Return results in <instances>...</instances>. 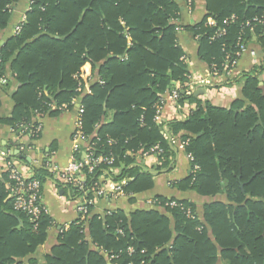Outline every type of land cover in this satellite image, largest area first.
Wrapping results in <instances>:
<instances>
[{
    "label": "trees",
    "instance_id": "trees-1",
    "mask_svg": "<svg viewBox=\"0 0 264 264\" xmlns=\"http://www.w3.org/2000/svg\"><path fill=\"white\" fill-rule=\"evenodd\" d=\"M18 1L0 0V38ZM27 1L34 3L21 32L0 45V81L20 84L12 95V114L0 117V123L25 135L36 111L62 112L50 110L51 102L67 103L71 110L72 99H80L90 143L98 155L114 154L112 166L125 164L116 180H127L125 190L134 200L153 187V175L135 166L126 151H148L159 144L160 156L169 159L166 131L155 119L161 94L174 89L176 81L181 84L179 104L195 103L184 120L170 126L171 137L187 132L180 138L193 157L190 175L176 184L204 197H225L203 204L202 216L192 201L156 196L153 206L135 211L131 219L117 212L92 217L88 224L94 241L113 253L121 251L120 264H264V83L259 79L264 64L245 76L241 98L230 108L218 107L185 93L190 69L174 23L181 11L176 0ZM263 5L264 0H206L207 15L185 27L197 37L200 59L223 69L227 52L235 57L239 38L248 46L256 37L264 49V25L243 27L264 12ZM233 14L239 19L226 26V35L213 39ZM211 16L216 25L209 24ZM87 61L95 70L90 94L77 90L75 77ZM110 110L114 117L105 122ZM108 167L85 171V188H92L100 169ZM49 175L46 168L35 173L42 183ZM7 180L8 169L0 178V264H25L16 257H27L47 242L51 218L43 216L35 230L25 214L14 210ZM84 227L73 225L59 238L50 264H108L100 252L89 250ZM131 246L136 252L130 256ZM28 264L39 262L31 258Z\"/></svg>",
    "mask_w": 264,
    "mask_h": 264
},
{
    "label": "crops",
    "instance_id": "crops-1",
    "mask_svg": "<svg viewBox=\"0 0 264 264\" xmlns=\"http://www.w3.org/2000/svg\"><path fill=\"white\" fill-rule=\"evenodd\" d=\"M176 1L181 7V11L178 13V18L174 20V23L178 25V41L186 52V58L184 59L189 65L190 75L194 78L206 79L209 82L206 86L197 89L194 95L201 101H209L215 106L230 108L233 101L243 96L242 90L245 76L264 64L263 47L260 46L256 41V37H254L248 44L246 51L236 58L234 66L230 68L231 71L223 68L214 72L213 68L203 62L198 56L199 43L196 39L197 37L185 29L186 26L199 23L207 15L206 0ZM14 6L13 21L1 34L0 45L4 44L12 34H15V27L29 9L27 0H19ZM214 20L212 16L209 17V24ZM87 62L91 63L90 61ZM91 65L92 74H94L93 64L91 63ZM93 78L94 76L92 80ZM259 79L264 83V70L260 73ZM172 85L175 87L174 89L181 87V84L176 81H173ZM19 86L20 84L14 79H11V83H8L5 79L0 81L1 118L12 114L14 109L12 95L18 90ZM174 89L161 94L164 104L155 119L159 125H162L164 132H167H165V137L169 140L172 150L169 159L160 156L163 151L152 153L142 150L138 152L126 151L127 156L135 158V166L153 175V187L134 195V200L132 199L133 196L130 198L128 193L125 196H99L96 198L90 216L81 223L83 227L85 226L82 231L83 240L88 245L89 250L100 252L99 254L106 258L108 264H120L119 260L121 257L112 258L113 251L107 250V248L98 245L94 241L88 224L90 218L98 217L103 219L106 215L117 212L131 219V214L135 211L153 206L151 201L156 196L175 197L192 201L196 203L199 214L202 216L203 204L225 199L224 196L220 195L217 197H204L195 191H183L176 184L190 175L193 157L187 154L185 144L180 138V135L187 134V132L182 131L179 136L171 137L169 135L170 126L175 121L184 120L190 110L195 107V103L182 106L178 100L175 102L171 98ZM198 91L199 93L196 94ZM84 93H91V83L90 89ZM76 108L77 106L69 111H62L52 115L47 113L41 117L43 122L42 134L38 139L33 140L28 139L26 135L14 133L12 128L0 123V178L2 179L3 173L7 171V162L9 160L14 161L18 170L27 175H35L37 170L43 168H46L48 173H50L43 182L42 189V201L48 209V216L51 218L47 242L40 245L35 253L27 257H16V261H23L28 264L29 260L34 258L39 264H50V258L55 256L54 247L60 243L59 238L68 232L73 225L76 226L80 220V213L77 210L76 192L74 188L65 184L61 176V172L69 164L73 152V134L75 133V122L77 119ZM113 117L114 112L108 111L105 122L112 121ZM166 162L167 164L164 165ZM124 165L121 162L116 166L101 168L97 178L99 185L104 186L109 183H120L123 181L127 183V180H116L117 176L122 173ZM20 226L21 224L17 228L20 229ZM118 234L122 235L121 233Z\"/></svg>",
    "mask_w": 264,
    "mask_h": 264
},
{
    "label": "built area",
    "instance_id": "built-area-1",
    "mask_svg": "<svg viewBox=\"0 0 264 264\" xmlns=\"http://www.w3.org/2000/svg\"><path fill=\"white\" fill-rule=\"evenodd\" d=\"M34 1L29 2V9L31 5H33ZM12 7V6H10ZM13 8V7H12ZM11 8V9H12ZM239 17L236 14H233L223 20V26L219 28L215 36L213 37H220L224 36L227 33V25L235 23ZM27 20V15L25 14L18 25L15 27V34L21 32L23 25ZM262 24L264 25V12L260 15H256L252 19H248L244 24L243 27H251ZM211 25H216V21H211ZM247 45L243 41V39L239 38L237 44V51L235 53V57L227 52L226 61L223 64L225 69L232 68L236 62V58L241 55L244 51H246ZM214 72L218 71V67L216 64L213 65ZM189 73L187 75L188 82L186 83V94H192L197 89L206 86L209 82L206 79L194 78ZM92 65L89 62H86L81 69L75 74V77L78 79L79 84L77 90L79 92H85L90 89V83L92 81ZM179 89L176 88L173 90L171 94V98L176 102L179 99ZM71 104L76 107L77 111V119L75 122V133L73 134V152L71 156V160L69 164L62 170L61 176L65 184L68 186L74 187L75 189L78 188L76 192V203L77 210L80 213V220L78 224H81L82 221H86L87 218L91 214L92 207L95 204L96 198L99 196H125L127 192L125 190L126 182L120 183H109L104 186L99 185L97 182L92 188L86 189V173L94 172L98 167L103 165L112 166L115 161L116 157L114 154L104 155V154H96L94 149V144L90 143L89 137L90 135L85 132L84 129V114L85 109L84 105L82 104L81 100L78 98H73ZM164 101L161 100V103L158 107V114L162 109ZM50 110H60V111H69V105L67 103H63L61 105H57L55 103L49 104ZM73 107V108H74ZM47 113V112H46ZM44 111H36V116L34 119V124L31 127H26L25 129L29 131L26 133V137L30 140L37 139L41 136L43 131V122L41 117L46 115ZM162 148L160 145H155L148 153L152 152H162ZM7 169H8V180L6 182V188L8 192V198L12 201L13 208L15 211L25 214L30 222L33 224L35 230H37L42 222V218L45 215H48V209L44 205L42 201V189L43 183L40 179H38L35 175H27L18 170L14 161L9 160L7 162ZM152 203L154 201H151ZM176 203L172 202L171 205L174 206ZM187 215L191 218H195L194 214L188 210ZM118 233L123 234V229H120ZM136 252L134 247H129L128 253L129 255H133ZM142 253L145 250L141 251ZM122 253H114L112 258H120ZM127 264H137L133 261L128 262ZM138 264H150L149 261L142 260Z\"/></svg>",
    "mask_w": 264,
    "mask_h": 264
},
{
    "label": "water",
    "instance_id": "water-1",
    "mask_svg": "<svg viewBox=\"0 0 264 264\" xmlns=\"http://www.w3.org/2000/svg\"><path fill=\"white\" fill-rule=\"evenodd\" d=\"M261 84H263L262 82H261ZM199 93V91L196 93V94H198ZM18 153V152H17Z\"/></svg>",
    "mask_w": 264,
    "mask_h": 264
}]
</instances>
